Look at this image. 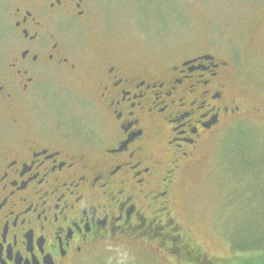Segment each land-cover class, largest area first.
Segmentation results:
<instances>
[{
	"label": "flooded vegetation",
	"instance_id": "obj_1",
	"mask_svg": "<svg viewBox=\"0 0 264 264\" xmlns=\"http://www.w3.org/2000/svg\"><path fill=\"white\" fill-rule=\"evenodd\" d=\"M101 1L13 0L1 20L12 48L0 67L4 264H84L121 241L188 255L175 189L244 114L228 61L207 48L180 49L154 70L97 48L87 61L92 49L74 37ZM58 93L87 97L102 134L31 126L25 103Z\"/></svg>",
	"mask_w": 264,
	"mask_h": 264
},
{
	"label": "rangeland",
	"instance_id": "obj_2",
	"mask_svg": "<svg viewBox=\"0 0 264 264\" xmlns=\"http://www.w3.org/2000/svg\"><path fill=\"white\" fill-rule=\"evenodd\" d=\"M140 2L141 9L135 0L98 2L92 22L74 37L81 47L92 49L84 58L94 57L96 48L109 50L129 64L154 70L180 49L207 48L228 61L244 114L207 144L200 163L175 189L177 243L188 255L166 253L154 242L121 241L98 250L84 264H264V190L253 179L239 180L246 164L235 153L244 141L242 129H255L254 134L264 137V0ZM12 4L0 0V67L12 51L8 28L1 23ZM58 94L25 103L31 126L62 129L75 122L80 136L91 129L102 134L104 121L87 97ZM258 142L260 151L249 160L262 170L253 175L264 179V139Z\"/></svg>",
	"mask_w": 264,
	"mask_h": 264
},
{
	"label": "trees",
	"instance_id": "obj_3",
	"mask_svg": "<svg viewBox=\"0 0 264 264\" xmlns=\"http://www.w3.org/2000/svg\"><path fill=\"white\" fill-rule=\"evenodd\" d=\"M253 131L255 132V129H253ZM253 131L250 130V128L246 129V130L242 129V138H244V141H243V143L239 144V147H237L238 152H235L240 157L241 161L246 164V166L241 169V173L243 172L245 174H242V176H240L239 180L241 179V180H245L246 182H248V180L253 179V185L257 181L259 183L258 184L259 189L264 190V179L262 177H256L253 175V173L262 172V170H260V171L255 170L253 168V163L250 162L253 160H249V158L252 154L254 155L258 151H260L261 145L258 142V140H259V138L264 139V137H261L260 134H254ZM247 249L248 248H246V247H240V251H242V252H244ZM252 250H248V251H252Z\"/></svg>",
	"mask_w": 264,
	"mask_h": 264
},
{
	"label": "snow or ice",
	"instance_id": "obj_4",
	"mask_svg": "<svg viewBox=\"0 0 264 264\" xmlns=\"http://www.w3.org/2000/svg\"><path fill=\"white\" fill-rule=\"evenodd\" d=\"M160 191H165L164 189H161ZM6 259V256L4 255V247L2 244H0V264H4V261Z\"/></svg>",
	"mask_w": 264,
	"mask_h": 264
}]
</instances>
